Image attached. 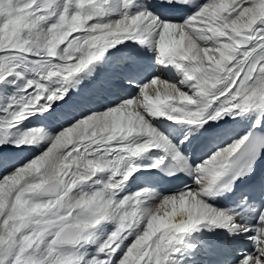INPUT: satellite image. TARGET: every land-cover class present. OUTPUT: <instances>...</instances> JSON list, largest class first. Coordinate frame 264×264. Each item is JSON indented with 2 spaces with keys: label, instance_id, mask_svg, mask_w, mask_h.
Here are the masks:
<instances>
[{
  "label": "snow or ice",
  "instance_id": "6c2138e0",
  "mask_svg": "<svg viewBox=\"0 0 264 264\" xmlns=\"http://www.w3.org/2000/svg\"><path fill=\"white\" fill-rule=\"evenodd\" d=\"M125 41L160 74L123 73L131 90L94 104L81 81ZM158 117L202 128V157ZM261 124L264 0H0V264H264ZM169 158L191 183L129 191Z\"/></svg>",
  "mask_w": 264,
  "mask_h": 264
},
{
  "label": "bare ground",
  "instance_id": "6f19581e",
  "mask_svg": "<svg viewBox=\"0 0 264 264\" xmlns=\"http://www.w3.org/2000/svg\"><path fill=\"white\" fill-rule=\"evenodd\" d=\"M116 54H118V53H116ZM107 70L108 71H114V68H107ZM84 80H82L81 81V85L83 86V88H85L86 87V84L85 83H82ZM87 82V81H86ZM94 86H96V85H94ZM75 91H80V89H79V86L77 87V89H75ZM87 91V90H86ZM87 93L89 94V95H91L90 93H89V91H87ZM93 99V98H92ZM176 122H178L179 124H181V123H184V121H176ZM41 123H44V121H41ZM153 123L155 124V120H153ZM157 126V125H156ZM158 128H159V126H157ZM183 129V127L182 126H179V125H176V126H172V129H175L176 131H178L179 129ZM165 135H167L170 139H172V135H169L168 133H165V131L163 130V129H161V128H159ZM189 134L191 135V137H192V139H193V135L195 136V138H196V134H197V131L195 130V128H189ZM191 139V140H192ZM191 140H187V141H189V143L188 144H190L191 143ZM183 144V143H182ZM182 144H180V147L182 148L181 150H184L185 149V146L183 145L182 146ZM187 144V145H188ZM137 188V186H131V188L129 189V191H134L135 189Z\"/></svg>",
  "mask_w": 264,
  "mask_h": 264
}]
</instances>
